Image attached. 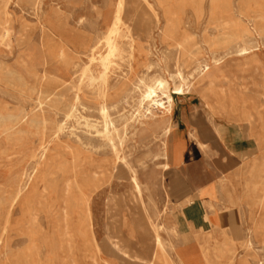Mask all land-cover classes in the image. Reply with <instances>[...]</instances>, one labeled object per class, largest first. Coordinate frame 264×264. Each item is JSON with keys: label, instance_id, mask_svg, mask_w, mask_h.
<instances>
[{"label": "rangeland", "instance_id": "rangeland-1", "mask_svg": "<svg viewBox=\"0 0 264 264\" xmlns=\"http://www.w3.org/2000/svg\"><path fill=\"white\" fill-rule=\"evenodd\" d=\"M158 1L174 12L181 3L136 0L133 10L138 9L140 18L123 17L115 39L119 54L108 62L104 60L108 25L103 18L117 0H0V264H142L124 254L143 256L141 246L149 235L138 207L126 199L130 189L123 171L118 168L110 177L114 156L96 133L102 130L100 103L114 123L118 156L138 172L150 222L168 229L161 232L165 240L173 235L175 211L170 206L166 216H155L165 206L169 178L161 166L162 126L170 121L190 131L195 120L208 127V136L197 137L204 148L190 138L196 157L185 171L195 180V188L211 189L205 203L208 213L235 206L240 219L213 235L210 244L232 240L239 252L236 264H264V0H229V15L217 10L219 14L211 17L210 0H206L202 16L195 17L191 8L175 16L180 24L173 34L166 29L167 18ZM229 17L241 24V38L226 49H210L207 42L228 31L215 27L214 20ZM171 34L176 43L193 35L198 53L190 59L182 56L167 39ZM203 63L211 73L208 79L199 69ZM101 70L107 71L104 78ZM179 76L186 79L182 95L174 91ZM151 78L169 84L172 109L167 114L160 108L146 113V102L140 106V83ZM138 112H145L144 117L133 121ZM86 121L97 126L88 128ZM244 127L250 137L243 135ZM215 128L224 129L225 141L214 135ZM170 145L171 154L181 149L176 143ZM223 163L231 189L221 186L218 164ZM254 166L261 172L251 175ZM96 173L105 174L104 182L91 194L86 208L79 202V188L90 193L87 179ZM198 206L177 212L200 217L203 210ZM86 209L89 234L80 226ZM7 214L10 225L4 232ZM257 225L262 231L254 230ZM212 234L211 228L202 226L199 243L204 245ZM177 246L181 247L179 241ZM179 252L193 263L204 264L196 242Z\"/></svg>", "mask_w": 264, "mask_h": 264}, {"label": "bare ground", "instance_id": "bare-ground-1", "mask_svg": "<svg viewBox=\"0 0 264 264\" xmlns=\"http://www.w3.org/2000/svg\"><path fill=\"white\" fill-rule=\"evenodd\" d=\"M136 0H117V2L115 3V7L113 8V10L111 8H108L107 13L104 15L103 21L108 25L107 28V33H106V39H105V45H106V50H108V54L106 52L107 57L104 58L107 59L106 61H108V59L117 54H119V48H118V44L116 42V37L120 32V28L122 26V21H123V17H125L128 20H133V18H140L139 14H138V9H137V13H135V11L133 10V4ZM145 0H143L144 2ZM164 1V0H163ZM206 0H184L181 1L180 0V5L179 7H176V11H172V9L166 8L164 9L162 7V3L160 1H158V5L160 7L163 8L164 11V16L167 18V25H166V29L167 31H170L172 34L176 33L178 26L180 24V21L178 18H176L175 16L177 14H180L184 12V10L186 8H191L194 11V16L195 17H200L204 14V3ZM247 2V1H246ZM154 3V2H153ZM155 4V3H154ZM157 4V3H156ZM211 8H209L210 10V16H214L215 13L217 12V10H219V12L221 11L222 13H226V15L229 13H231L230 11H232V7L230 4L229 0H210V4ZM155 7V6H154ZM156 8V7H155ZM174 8V6H173ZM239 8V7H238ZM260 8V7H259ZM145 8H141V12L144 11ZM159 9V8H158ZM175 10V9H174ZM239 10V9H238ZM248 10V9H247ZM240 11V10H239ZM242 11V10H241ZM255 12V11H254ZM218 13V12H217ZM216 13V14H217ZM221 13V14H222ZM264 13V12H261ZM219 14V13H218ZM245 14V13H244ZM243 15V12H242ZM246 15V14H245ZM244 15V16H245ZM182 16V15H181ZM224 16V15H223ZM243 16V17H244ZM216 17V16H215ZM225 17V16H224ZM249 17V16H248ZM259 17V16H258ZM209 19V18H208ZM181 20V19H180ZM238 20V19H237ZM249 20V19H248ZM261 20V19H260ZM128 21V22H130ZM242 22V21H241ZM149 23V21H148ZM213 23V22H212ZM131 24V23H130ZM193 25V24H192ZM213 25L217 28H223L224 30L227 29L228 31L210 39L207 44L209 46L210 49H218V48H223L226 49L228 47L229 44H231L234 41H237L241 38L240 34H242L243 32V28L241 27V24H239L238 21L231 19V17L225 19V20H214ZM212 25V26H213ZM126 26V25H125ZM123 26V27H125ZM157 26V25H156ZM230 26L233 27V29L230 28ZM149 28V27H148ZM216 28V29H217ZM245 29V28H244ZM129 30V29H128ZM203 30V29H202ZM130 31V30H129ZM126 32H128L126 30ZM211 32V31H210ZM223 32V31H222ZM249 32V31H248ZM129 34V33H128ZM168 35L167 39L173 42V46L180 51L182 56H186L192 58L196 55L197 52V47L195 45V43L192 40V36L190 35H186L185 38H182V41L176 43V41H174V36L173 35ZM166 35V34H165ZM249 35V34H248ZM131 37V36H130ZM196 39V38H195ZM131 40V38H130ZM133 41V40H132ZM131 41V42H132ZM175 42V43H174ZM94 43V42H93ZM92 43V44H93ZM99 43V42H98ZM133 44V43H132ZM192 44L191 48L188 49L189 51H187V49H185V45H189ZM92 46V45H91ZM93 47V46H92ZM105 47V46H104ZM41 48V47H40ZM96 48H98L96 46ZM128 48V47H127ZM131 48V47H130ZM129 49V48H128ZM132 49V48H131ZM98 50V49H97ZM199 50V49H198ZM230 50V49H229ZM92 51V49L90 50ZM131 51V50H130ZM138 51V50H137ZM243 51V50H242ZM98 52V51H97ZM102 52V51H101ZM92 53V52H91ZM130 53V52H129ZM148 53V52H147ZM132 54V53H131ZM136 54V53H135ZM219 54V53H218ZM130 55V54H129ZM162 55V54H161ZM226 55V54H225ZM99 56V55H98ZM148 56V55H147ZM224 56V55H223ZM96 57V56H95ZM105 57V56H104ZM161 57V56H160ZM179 57V56H178ZM219 57V56H218ZM155 58V57H154ZM222 58V56H221ZM98 59V58H97ZM102 59V58H101ZM101 59H99L101 61ZM180 59L182 60V58L180 57ZM179 59V60H180ZM216 59V58H215ZM220 59V58H219ZM91 60L93 61L94 59L91 58ZM131 60V59H130ZM88 61V60H87ZM95 61V60H94ZM105 61V63H106ZM113 61V60H112ZM219 60H214L215 63H217ZM99 62V61H98ZM109 62V61H108ZM107 62V63H108ZM192 62V61H191ZM97 63V61L95 62ZM102 63V61L100 62ZM103 62V67L104 64ZM132 63V62H131ZM91 64V63H90ZM196 64V63H195ZM195 64L193 63L194 67ZM102 64H100L99 66L101 67ZM197 65V64H196ZM199 65V64H198ZM97 66V65H95ZM98 66V67H99ZM107 66V65H106ZM105 66V67H106ZM210 66V65H209ZM215 66V65H214ZM88 67V66H87ZM103 69H106V68ZM110 67V66H109ZM129 67V66H128ZM198 67V66H196ZM97 68V67H96ZM85 69V68H84ZM102 69V68H101ZM202 76L206 75L205 78L208 79L211 76V73L207 74V71L209 70V67L207 64L203 63L200 65L199 67ZM93 70V69H92ZM107 70V69H106ZM105 70V71H106ZM85 72V71H84ZM88 72V71H87ZM86 72V74H87ZM101 72L103 73V70H101ZM107 72V71H106ZM105 72V73H106ZM212 72V71H211ZM93 73V72H92ZM105 73H103L101 76L104 78ZM180 73V72H179ZM90 74V73H89ZM88 74V75H89ZM98 74V73H97ZM109 74V73H108ZM95 75V74H94ZM86 76V75H85ZM84 76V78H85ZM100 76V74H99ZM89 77V76H88ZM83 78V79H84ZM90 78H93V76ZM95 78V77H94ZM82 78H80L79 80L81 81ZM96 79V78H95ZM101 79V78H100ZM99 79V80H100ZM105 80V79H104ZM143 80V79H142ZM145 80V79H144ZM185 78H180V76L178 77V82L174 83V91L176 94L178 95H182L184 94L185 91ZM95 81V80H94ZM101 81V80H100ZM52 82V81H51ZM90 82V81H89ZM92 82V81H91ZM90 82V83H91ZM96 82V81H95ZM46 83V82H44ZM99 83V81H98ZM105 83V82H104ZM140 83V82H139ZM50 84V83H49ZM48 84V85H49ZM97 84V83H96ZM137 84V83H136ZM135 84V85H136ZM52 85V84H50ZM49 85V86H50ZM87 85V82H86ZM91 85V84H90ZM94 85V84H92ZM134 85V86H135ZM140 85L142 86L141 88V103L140 106H143V104L146 102V106L143 107V109L145 110L146 113L149 114V112H151L153 108H160L162 110L163 114H167L171 109H172V98H171V94L169 92V84L166 80L159 78V80H156L154 78L148 79L146 82L142 81L140 83ZM97 86V85H96ZM131 86V85H130ZM71 87V86H70ZM102 87V86H101ZM72 89V88H71ZM93 89V87H92ZM106 90V89H104ZM73 91V90H72ZM139 92V91H138ZM139 98V97H138ZM121 99V98H120ZM39 102V101H38ZM41 102V101H40ZM78 102V101H77ZM75 103V102H74ZM104 103V102H103ZM124 103V102H123ZM69 107V106H68ZM67 110V109H66ZM99 114L101 117V131L96 130V133L99 135L100 139L104 142L105 146L107 148H109L114 156L113 159V165L111 168V171L109 172L111 179H113L112 177L114 176L113 174H115V172L117 173L118 168L121 169L123 171V175L125 176V180L127 181V184L129 186V194L128 196L126 195V199H128L129 201H131L135 206L138 207L143 221L145 222V227L147 229L148 235L149 237L146 238L147 240L144 241V243L142 244V249L144 251V255L143 256H133L132 253H125V255H127V257L131 258V259H137L139 261L142 262V264H198V261H196L195 263H193V261L180 256L179 250L182 249H190L191 248V244L193 243H198L199 245V250L201 253V259L203 261L204 264H213L212 258H215L216 260H222L224 262V264H236L238 256H239V252H238V248L236 246V244L234 243V241H229L227 242V244L221 243V244H217L215 243V245L212 247L210 244V241H214V236L218 231V227L216 222L214 221V216H210V222L212 225V236L207 237V241H205L204 245H201L199 243V234H201V230H196L194 228L193 225L190 224L189 220L187 219L186 215L184 214V212L182 211L181 214H177L176 212H174L173 217H174V221H173V226L171 227V232H172V236L169 238V240H165L163 238V236L161 235L162 231H167L168 229H166L162 224H153V222H150V213L149 210L147 208V205L145 203L144 200V189L142 188V184L140 183L139 180V176H138V172L135 169V167L133 168L132 166H130L128 163L125 162V160L123 158H121V156H118V152H117V147L115 146L114 143V135L112 134V132H116L115 128H114V123L110 120V117L108 115V110L107 107H105V105L103 104H99ZM157 111V110H156ZM144 112V113H145ZM144 113L138 112L137 115H134V119L133 121H137L140 118L144 117ZM147 114V115H148ZM22 115V114H21ZM14 117V116H13ZM16 117V116H15ZM119 117V116H118ZM133 117V116H132ZM131 117V118H132ZM66 118V117H65ZM132 120V119H131ZM153 120V119H152ZM151 121V120H150ZM128 122V121H127ZM169 122V121H168ZM19 123V122H18ZM127 124V123H126ZM125 124V125H126ZM132 124V123H131ZM136 124V123H135ZM99 125V124H98ZM129 125V124H127ZM86 126L88 128H94V126L97 125H90V123L88 121H86ZM130 127V126H129ZM132 127V126H131ZM136 127V126H135ZM96 129V128H95ZM136 130V129H135ZM134 130V131H135ZM249 130V128H248ZM133 131V132H134ZM128 132V130H127ZM137 132V131H136ZM135 132V133H136ZM248 132V131H247ZM130 133V132H129ZM125 134V133H124ZM132 134V133H131ZM137 134V133H136ZM162 141H161V154L160 157L162 158V170H167L169 167V163L172 162V164L178 162L181 157H182V149H177L176 151H174V154H171L170 152V147H171V143H175L174 141V137L171 136V131L169 128H165L162 131ZM175 134V133H174ZM217 134V133H216ZM97 135V136H98ZM118 135V134H117ZM133 135V134H132ZM248 135V134H247ZM124 137V136H123ZM176 138V137H175ZM77 139V138H76ZM118 139V138H117ZM74 140V139H73ZM127 140V139H126ZM203 145V144H202ZM180 147V146H179ZM88 151V150H87ZM184 152V151H183ZM45 153V152H44ZM105 153V152H104ZM123 153V152H122ZM74 155V154H73ZM158 156V155H156ZM41 157V156H40ZM186 157V156H185ZM96 158V157H95ZM125 158V157H124ZM147 158V157H146ZM219 158V157H218ZM148 159V158H147ZM155 159V158H154ZM42 160V159H41ZM112 161V160H111ZM110 161V162H111ZM141 161V160H140ZM69 162V161H68ZM80 162V161H79ZM82 162V161H81ZM142 162V161H141ZM71 163V162H69ZM230 163V162H229ZM80 164V163H79ZM91 164V163H89ZM136 164V163H135ZM134 164V165H135ZM256 164V163H255ZM104 165V164H103ZM142 165V164H141ZM95 166V165H94ZM147 166V165H146ZM178 166V164H177ZM217 166V165H216ZM225 166V165H224ZM231 166V165H230ZM33 167V166H32ZM72 168V167H71ZM161 168V167H160ZM189 168V167H188ZM199 168V167H198ZM105 169V168H104ZM225 170V168H221V171ZM192 171V170H191ZM226 171V170H225ZM224 171V172H225ZM261 170L260 169H256L255 166L251 169V175H253L254 173H260ZM54 175V174H53ZM123 176V177H124ZM190 176V175H189ZM104 178H105V174L104 173H96V174H91L88 176V187L90 188V193L85 194L83 192V190L81 188H79V192H80V204H82L84 207L87 208L89 200L91 198V194L94 193L96 190H98L99 188H101L103 182H104ZM60 179V178H59ZM47 181V180H46ZM79 182V181H78ZM114 182V180H113ZM191 183V182H190ZM87 184V183H86ZM254 185V184H253ZM87 186V185H86ZM251 183H247L246 184V189L247 191H250L251 188ZM257 186V185H256ZM243 187V186H242ZM46 188V187H45ZM47 190V189H46ZM242 192V191H241ZM171 193L173 194L172 190ZM210 195V194H208ZM76 197V196H75ZM189 197H194V196H188L186 198ZM72 199V198H71ZM241 200V199H240ZM252 200V199H251ZM52 201V200H51ZM97 201V200H96ZM74 202V200H73ZM77 202V201H76ZM262 202V201H261ZM250 204V202H248ZM67 204V202H66ZM77 204V203H76ZM257 204V203H256ZM259 204V203H258ZM48 205V204H47ZM51 205V204H50ZM91 205V204H89ZM98 205V204H97ZM245 205V203H244ZM262 205H264V202H262ZM261 205V209L264 208V206ZM182 206L183 209L186 206V203L183 201L182 202ZM259 206V205H258ZM250 207H252L250 205ZM79 208V207H78ZM167 208L169 209L168 204H165L163 210L159 213H156L155 216L157 219L163 218L162 216L166 214V210ZM96 209V208H95ZM152 209V208H151ZM254 209V208H253ZM258 209V208H257ZM69 210V209H68ZM80 211V210H79ZM85 211V210H84ZM260 211V210H259ZM78 212V211H77ZM94 212V211H93ZM168 212V211H167ZM80 213V212H79ZM243 213V212H242ZM259 213V212H258ZM84 215V214H83ZM166 216V215H165ZM164 216V217H165ZM94 217V216H93ZM92 219V218H91ZM95 219V218H94ZM246 221V219H244ZM254 220V219H253ZM93 221V220H92ZM202 221L205 223L204 217L202 215ZM82 222V221H81ZM143 223V222H142ZM157 223V222H156ZM246 223V222H245ZM77 224V223H76ZM94 224V223H93ZM10 225V216L7 214L5 219H4V232L8 229ZM69 225V224H68ZM254 225V224H253ZM87 233L90 231V215L88 210L86 209V213L85 216L83 218V223L80 225ZM144 226V225H143ZM69 227V226H68ZM144 227V228H145ZM36 228V227H35ZM255 231H259L261 230V225H257L254 227ZM39 231V230H38ZM262 231V230H261ZM31 232V231H30ZM40 232V231H39ZM83 232V231H82ZM249 232V231H248ZM141 233V232H140ZM146 233V232H145ZM89 234V233H88ZM218 234V233H217ZM35 235V234H32ZM37 235V234H36ZM67 235V234H66ZM251 235V234H250ZM257 235H259L257 233ZM143 236V235H142ZM93 237V236H92ZM144 237V236H143ZM260 237V236H259ZM145 238V237H144ZM264 238V237H262ZM248 239V238H247ZM137 240V239H136ZM139 240V239H138ZM97 241V240H96ZM181 243V247L177 246V242ZM253 241V240H252ZM89 242V241H88ZM70 243V242H69ZM85 243V242H84ZM139 243V242H138ZM250 243V242H249ZM138 245V244H137ZM253 245V242H252ZM247 245L242 244L241 247H244ZM83 248V247H82ZM249 248V247H247ZM262 248V247H261ZM264 249V248H262ZM252 250V249H251ZM250 250V251H251ZM260 251V250H259ZM262 251V250H261ZM241 253V252H240ZM93 255V254H92ZM96 256V255H95ZM241 256V255H240ZM69 257V256H68ZM249 257V256H248ZM70 258H72L70 256ZM84 258V257H83ZM250 258V257H249ZM260 258V256H259ZM264 258V257H262ZM261 260H264L262 259ZM97 259V258H96ZM127 259V258H126ZM245 259V258H244ZM87 260V259H86ZM97 261V260H96ZM245 261V260H244ZM88 262V261H87ZM108 262V261H107ZM264 262V261H262ZM86 263V262H85ZM98 263V262H96ZM116 263V262H115ZM135 263V262H133ZM244 263V262H243ZM250 263H252V261H250ZM257 263V262H256ZM92 264V263H91ZM103 264V263H102ZM253 264V263H252Z\"/></svg>", "mask_w": 264, "mask_h": 264}, {"label": "crops", "instance_id": "crops-1", "mask_svg": "<svg viewBox=\"0 0 264 264\" xmlns=\"http://www.w3.org/2000/svg\"><path fill=\"white\" fill-rule=\"evenodd\" d=\"M191 122L193 125H195L194 126L195 128H192V130L190 131L183 130L180 128L179 125L175 126L170 121L169 122L167 121L162 126V129H161V133H162V131L165 128H169L171 131V136L174 137V140H175L174 142L177 145H179L182 149L181 159L175 164L174 163L172 164V162L169 163L168 169L163 170V172L167 173L169 177L167 181V188L165 190V204H168L169 207L171 206L170 208L173 209V211L175 212H177L178 209L183 210V206H182L183 201L186 203V206H187L185 208L193 209L194 205H199L198 208H202L203 210L202 213L200 214V217H191L189 213L184 212L190 224L193 225L196 230H199V229L201 230L202 226L209 227L212 229V225L209 219H210V216H214V219H215L214 221L216 222L217 227H218L217 233H219L224 227L235 226L240 222L238 209L235 208V206H232L228 208L226 212L217 213V214L208 213L205 203L208 202L210 200L209 197L212 196L211 189L206 187L205 185L196 187V188L193 186L195 180L191 178V176H189L190 174H187L185 171L187 165L190 164L196 157L194 150L189 146V141H190V138L194 139L197 141L198 147L204 148L205 144L203 142H199L198 138L204 139L206 136H208L209 132H207V130H209V128L203 127L202 125L200 127V123L195 120ZM244 129L245 130L243 132V135L245 137H250L251 136L250 131L246 129L245 127ZM214 135L218 136L224 141L227 138L224 129L215 128ZM224 165H225L224 163L218 164L219 172H222L221 186H226L228 187V189H231L233 188V185H232L230 178L226 174V171H225L226 165L225 166ZM222 167L225 168L224 170L225 172L223 171V169L221 171ZM171 190L173 194L171 193ZM188 196H194V197L186 198ZM177 214H181V213L177 212ZM202 215L204 217L205 223L202 221ZM198 221L201 223L202 225L201 227L198 226L200 224L198 223ZM125 253L129 254L130 251L125 252Z\"/></svg>", "mask_w": 264, "mask_h": 264}]
</instances>
